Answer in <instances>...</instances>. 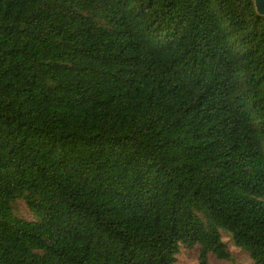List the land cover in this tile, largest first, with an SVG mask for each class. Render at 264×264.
<instances>
[{
  "label": "trees",
  "instance_id": "obj_1",
  "mask_svg": "<svg viewBox=\"0 0 264 264\" xmlns=\"http://www.w3.org/2000/svg\"><path fill=\"white\" fill-rule=\"evenodd\" d=\"M220 231L264 264L252 0H0V264L223 262Z\"/></svg>",
  "mask_w": 264,
  "mask_h": 264
},
{
  "label": "rangeland",
  "instance_id": "obj_2",
  "mask_svg": "<svg viewBox=\"0 0 264 264\" xmlns=\"http://www.w3.org/2000/svg\"><path fill=\"white\" fill-rule=\"evenodd\" d=\"M14 215L22 220L32 222L36 218L26 207L25 196L20 197L13 205ZM221 241L224 243L229 252L230 259L228 261H217L212 255L208 256L205 262L199 257L198 248L192 251H181L176 257L175 264H253L249 256L234 246L232 237L224 231H220Z\"/></svg>",
  "mask_w": 264,
  "mask_h": 264
},
{
  "label": "water",
  "instance_id": "obj_3",
  "mask_svg": "<svg viewBox=\"0 0 264 264\" xmlns=\"http://www.w3.org/2000/svg\"><path fill=\"white\" fill-rule=\"evenodd\" d=\"M255 12L258 16L264 17V0H252Z\"/></svg>",
  "mask_w": 264,
  "mask_h": 264
}]
</instances>
